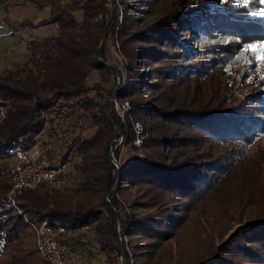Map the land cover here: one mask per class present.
Masks as SVG:
<instances>
[{
    "label": "trees",
    "instance_id": "obj_1",
    "mask_svg": "<svg viewBox=\"0 0 264 264\" xmlns=\"http://www.w3.org/2000/svg\"><path fill=\"white\" fill-rule=\"evenodd\" d=\"M35 2L50 7L48 17L15 23L56 25L57 33L28 40L23 64L0 73V206L11 186L8 147L38 146L52 165L70 169L62 191L23 189V215L0 218V264H47L32 226L44 217L53 226L87 225L71 242L91 231L107 261L122 255L125 264L130 256L133 264H183L194 237L197 254L188 264H264V164L251 173L242 163L264 134V67L253 66L244 48L264 40L260 4L117 0L120 22L116 0ZM130 10L153 18H134ZM109 36L127 60L118 88L104 84L119 71L104 58ZM93 71L99 79L89 86ZM113 93L130 105L123 119ZM58 117L71 121V131L55 154L41 134L53 132ZM135 122L143 129L140 145ZM83 123L93 128L88 136ZM245 182L257 203H242Z\"/></svg>",
    "mask_w": 264,
    "mask_h": 264
},
{
    "label": "rangeland",
    "instance_id": "obj_2",
    "mask_svg": "<svg viewBox=\"0 0 264 264\" xmlns=\"http://www.w3.org/2000/svg\"><path fill=\"white\" fill-rule=\"evenodd\" d=\"M233 3H239L241 5H248L251 3H259L260 6L258 8L257 14L264 16V0H231ZM254 1V2H251ZM117 2V0H116ZM119 9V16L118 20L121 22L122 20V8L123 5L118 3ZM50 12L49 6L40 7L36 4L35 0H0V73L3 72L5 69L18 67L23 64L25 61L27 54H28V40L30 39H37V40H44L45 38L54 35L57 33L56 25H46V26H39V27H18V23L21 20L27 19L33 23L45 19L48 17ZM132 12V16L135 18H141L140 20L150 21L153 18V15H148V13L143 12H136L130 10ZM121 16V20H120ZM7 19V20H6ZM12 22L13 24H10ZM140 21L138 20L135 24H139ZM13 25V26H12ZM264 42L263 41H254L249 44L255 45V51L248 47L249 44H245L244 48L248 50V54L251 55L250 63L253 66L258 67L261 65L264 67V61L256 60V56L261 55L264 53ZM192 46H196L193 40L189 42ZM104 58L107 64L116 67L119 71L116 77L111 76L109 80L105 82L106 88H118L120 85L124 86L127 80V60L121 53L120 49L118 48L115 37L109 36L104 43L103 48ZM255 67H253L254 69ZM125 76V78L122 77ZM99 79L97 72L93 71L89 76L88 84L92 86L95 82ZM116 96L119 102H122L117 95L114 93L111 95ZM112 103V101H111ZM113 106V105H112ZM71 121L66 120L65 118L58 117L53 121L52 129L53 132L47 131L46 133L41 134L42 140H44L48 146L53 149V152L56 154L60 148V142L65 138L64 134L68 135L69 131H71L70 126L68 125ZM69 129V130H66ZM67 132H66V131ZM77 132V128L75 129ZM82 135L88 136L93 132V128L89 127L86 123L82 124ZM143 131V129H142ZM54 134V135H53ZM142 137V136H141ZM127 148H122L120 158L124 160L126 155ZM57 156V155H56ZM116 166L117 164L113 162ZM243 167L246 166L251 173H258L256 170H262V164H264V134L260 135L258 139L253 142L247 155L243 158ZM262 163V164H261ZM67 169H70L69 164L66 166ZM263 177L261 182L259 183L260 186H264V172L261 174ZM248 182L242 184V187L239 188L240 190H244L246 187V191L244 193H240L238 189L236 190L239 195L243 194L240 197H243L244 200L242 203L245 204L246 202H253L257 203L255 200V196L249 198L247 193H255L253 189L247 190ZM255 187V186H253ZM256 195V194H254ZM264 198V194L262 195ZM261 198V200H262ZM241 202V201H240ZM242 204V205H243ZM257 205V204H255ZM128 212V208L124 206L123 212ZM13 210L9 209L8 213L11 214ZM122 212V210H121ZM247 215V214H245ZM206 218L211 220V215L206 214ZM219 218V217H218ZM222 221V218H219L218 223ZM218 223H213L212 227V237L215 239L217 238V230L215 226ZM236 223L232 221L230 225L226 228L224 234L225 238L235 229ZM209 232L210 227L207 228ZM83 234V233H82ZM196 239L194 237H189L185 244H189V251L186 252V255L182 259L183 264L190 263L193 259L196 258L197 251L195 248ZM73 244V243H72ZM75 250L79 254V257L75 259L74 264H122L119 262V257H113L109 261L106 260V256L103 252H100L97 247V242L95 237L91 231H87L84 236L76 240L73 244ZM166 264V262L164 263Z\"/></svg>",
    "mask_w": 264,
    "mask_h": 264
},
{
    "label": "built area",
    "instance_id": "obj_3",
    "mask_svg": "<svg viewBox=\"0 0 264 264\" xmlns=\"http://www.w3.org/2000/svg\"><path fill=\"white\" fill-rule=\"evenodd\" d=\"M122 77L125 78L124 75ZM111 101L114 109L123 119L124 115L129 112V103L127 101L119 102L116 96H112ZM3 115V109L0 107V118ZM134 128L137 135L136 144L140 145L143 133L142 126L139 122H135ZM6 150L12 160L9 175L11 186L6 194L5 201L0 206V218L6 217L9 214V209L13 210L12 213L23 215L17 205V197L23 189L62 191L65 188L67 184L66 166L64 164L52 165L38 146L32 148L11 146ZM54 223L53 226L49 219L44 217L42 221L32 224L35 230L38 252L47 264H74L79 254L75 250L71 239L84 233L87 230V225L72 228L67 223ZM118 240L129 252L127 236L125 233L121 234L119 229ZM118 257L119 262L125 264L123 256L119 255ZM127 264H133L132 256H130Z\"/></svg>",
    "mask_w": 264,
    "mask_h": 264
},
{
    "label": "snow or ice",
    "instance_id": "obj_4",
    "mask_svg": "<svg viewBox=\"0 0 264 264\" xmlns=\"http://www.w3.org/2000/svg\"><path fill=\"white\" fill-rule=\"evenodd\" d=\"M262 43H264V42H262ZM248 47L250 49H252L253 51H255V45L249 44ZM256 60L264 61V53H262L261 55L256 56ZM262 79H264V78H262Z\"/></svg>",
    "mask_w": 264,
    "mask_h": 264
},
{
    "label": "water",
    "instance_id": "obj_5",
    "mask_svg": "<svg viewBox=\"0 0 264 264\" xmlns=\"http://www.w3.org/2000/svg\"><path fill=\"white\" fill-rule=\"evenodd\" d=\"M111 156H112V158H111L112 162H115V163H116L115 158H114V156L112 155V153H111ZM119 223H120V221H119Z\"/></svg>",
    "mask_w": 264,
    "mask_h": 264
},
{
    "label": "bare ground",
    "instance_id": "obj_6",
    "mask_svg": "<svg viewBox=\"0 0 264 264\" xmlns=\"http://www.w3.org/2000/svg\"><path fill=\"white\" fill-rule=\"evenodd\" d=\"M113 105V104H112ZM120 225V223L118 222V226Z\"/></svg>",
    "mask_w": 264,
    "mask_h": 264
}]
</instances>
